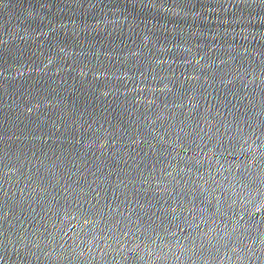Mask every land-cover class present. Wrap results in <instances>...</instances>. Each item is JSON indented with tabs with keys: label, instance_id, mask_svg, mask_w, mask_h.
I'll return each mask as SVG.
<instances>
[{
	"label": "water",
	"instance_id": "95a60500",
	"mask_svg": "<svg viewBox=\"0 0 264 264\" xmlns=\"http://www.w3.org/2000/svg\"><path fill=\"white\" fill-rule=\"evenodd\" d=\"M0 264H264V0H0Z\"/></svg>",
	"mask_w": 264,
	"mask_h": 264
}]
</instances>
